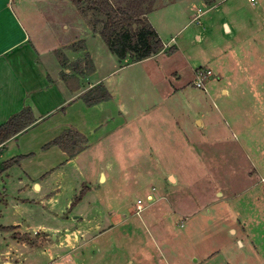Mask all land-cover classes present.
Returning <instances> with one entry per match:
<instances>
[{"label":"rangeland","instance_id":"obj_1","mask_svg":"<svg viewBox=\"0 0 264 264\" xmlns=\"http://www.w3.org/2000/svg\"><path fill=\"white\" fill-rule=\"evenodd\" d=\"M63 3H13L30 33L26 58L49 69L66 54V40L79 41L56 32L69 22ZM150 18L170 52L130 63L100 37L94 42L99 66L87 81L108 98L92 113V132H78L83 143L66 158L43 148L59 111L19 139L29 154L0 158V171L13 161L0 172V258L11 238L20 248L14 264H78L76 255L80 264H264V0H156ZM198 68L210 71L204 88L194 84ZM32 177L50 185L35 190ZM72 215L88 228H113L70 250V262L56 258L65 249L28 248L51 240L27 233L74 229ZM12 224L27 233L2 229ZM246 236L250 249L239 243Z\"/></svg>","mask_w":264,"mask_h":264},{"label":"crops","instance_id":"obj_2","mask_svg":"<svg viewBox=\"0 0 264 264\" xmlns=\"http://www.w3.org/2000/svg\"><path fill=\"white\" fill-rule=\"evenodd\" d=\"M62 1H64V3L61 7L65 8L67 13H69V22L65 23L64 26L59 28L56 32L59 35H63L62 33H64V31L67 34L70 32L71 38H78L79 41L77 43L78 45H76L72 40H66L64 46H62L66 48V54H61L62 58L60 59H53L51 64L52 67L49 69L47 64L41 60L26 58L24 53L26 52V43L30 40V33L13 8L14 0H0V57L6 52L17 50L18 47L22 49L16 52L12 58L0 60V125L25 107L31 109L35 120L34 123L24 131L0 145L1 161L7 160L19 153L29 154L30 151H20L22 148L19 139L22 135L43 123L44 120L53 113L61 111L60 113L62 114L61 118H57L55 121L56 125L52 127V129L56 131L50 135L49 141L68 129H73L86 136L96 127V123L94 119H92V113L94 109L102 105L103 102L87 106L81 97L93 89L97 83L95 81H87V79L91 77L87 72H94L96 67L99 66L96 53L93 52V44L97 41V37H100L98 32L101 28V18L92 10L81 11L78 6L73 5L69 0ZM152 13L153 11L146 16L149 23L151 22L149 19H151L150 15ZM152 25L155 27L153 28L159 36L160 31L154 23H152ZM223 26L226 31L230 32V27L226 21H223ZM58 27L59 26H57V28ZM163 45H165L164 49L160 53L140 61L151 60L163 54L166 50H170V44L164 43ZM31 51L32 49L29 47L28 53ZM111 55L113 54L111 53ZM107 57L110 60L112 59V56L106 55V58ZM84 76H86L84 80L88 82L86 85L82 81ZM53 147L55 148V153L60 157H68V153L65 149L56 146ZM86 150L87 149H82L74 156L78 157ZM101 174L105 181V174ZM33 178L34 177L31 179L30 185L31 187H35V190L47 189L50 185L47 179L38 182ZM136 212L137 203L135 206V214H138ZM71 219L74 221V224L70 222L71 226L75 225V227H73L74 229L68 230L65 228L63 231H60V229H53L51 233L44 235H40L37 231L27 233L20 224H12L6 227L13 226V228L15 227L14 229H17L20 233H27L31 237H37L39 235L37 238L42 240L49 237L51 240L49 244H42L40 247H28L25 243H22L21 247L27 246L31 251H34V249L37 251L42 249L40 253L45 252L44 250L64 251L65 249L67 251L66 254L59 257L60 254L57 253L56 258L57 260L66 258L69 262L72 257L69 254L70 250L75 251L77 248L80 249L81 245L83 246L84 244L83 242H87L90 237H92L94 241L98 236L101 237L113 228V226L109 224L106 230H102L103 221H99L89 228L86 226L85 222L82 223V221L76 224L75 222L77 220H82L81 215H72ZM121 222H126V220H122ZM6 234L10 235V233ZM115 239L119 240L117 237H115ZM249 239L250 238L246 236L243 241H239L240 245L242 244V248L248 247L250 249L251 246L253 247L252 241ZM10 241H12L11 238L8 241V245H6L7 247L4 251V255L0 258V264L3 259L8 260L3 261L2 264H14L11 261L12 253H17L20 248L14 250L11 246L13 244H11ZM81 254L84 255L85 252ZM76 256L78 257L77 263L80 264L82 258L78 255ZM127 259L125 264H133V260L129 261Z\"/></svg>","mask_w":264,"mask_h":264},{"label":"trees","instance_id":"obj_3","mask_svg":"<svg viewBox=\"0 0 264 264\" xmlns=\"http://www.w3.org/2000/svg\"><path fill=\"white\" fill-rule=\"evenodd\" d=\"M81 11L92 10L101 20L99 36L107 49L123 61L129 58L130 63L157 55L164 45L146 16L155 8L156 0H69ZM172 49L169 50V52ZM87 106L98 104L108 98V93L99 85L81 97ZM29 107H25L0 125V145L34 123ZM84 138L78 132L65 130L50 140L43 148L56 146L61 149L77 146ZM81 148V147H80ZM13 161L2 162L1 171L7 169ZM0 171V172H1ZM79 200V197L75 201ZM4 231L12 227L2 228ZM17 238L16 235H12Z\"/></svg>","mask_w":264,"mask_h":264},{"label":"built area","instance_id":"obj_4","mask_svg":"<svg viewBox=\"0 0 264 264\" xmlns=\"http://www.w3.org/2000/svg\"><path fill=\"white\" fill-rule=\"evenodd\" d=\"M251 2H254V0H250ZM202 11L200 9H198L196 11V14L194 16V19H197L200 17V15H202ZM195 75H196V79L194 81V84L197 88H204L205 87V82L208 80V78L210 77V71L209 70H204V69H196L195 71ZM137 213H139L141 211V201L137 200Z\"/></svg>","mask_w":264,"mask_h":264}]
</instances>
